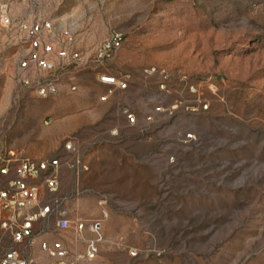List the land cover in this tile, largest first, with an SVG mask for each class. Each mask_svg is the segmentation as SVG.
Segmentation results:
<instances>
[{
	"label": "rangeland",
	"instance_id": "rangeland-1",
	"mask_svg": "<svg viewBox=\"0 0 264 264\" xmlns=\"http://www.w3.org/2000/svg\"><path fill=\"white\" fill-rule=\"evenodd\" d=\"M45 21L71 27L82 61L18 68L27 26ZM112 31L119 47L95 58ZM100 74L126 86L106 93ZM4 147L60 159V214L21 244L40 264L42 238L62 241L65 264H264V0H0ZM93 218L97 253L72 259Z\"/></svg>",
	"mask_w": 264,
	"mask_h": 264
},
{
	"label": "built area",
	"instance_id": "built-area-1",
	"mask_svg": "<svg viewBox=\"0 0 264 264\" xmlns=\"http://www.w3.org/2000/svg\"><path fill=\"white\" fill-rule=\"evenodd\" d=\"M4 22V16H1ZM45 30L49 39L42 38L41 31ZM49 22L31 23L27 26L26 38L28 45L25 54L17 60L18 68H25L34 63L41 69H53L55 61L48 54H54L61 62L79 63L81 54L72 48L74 35L71 27L60 29ZM54 34L60 35L59 38ZM55 38H52V37ZM120 32L112 31L94 48L95 58L112 54L120 45ZM162 78L167 77L164 70L160 71ZM127 75L100 74L98 79L106 83V93L113 89L126 86ZM24 83L27 80H22ZM163 83H159L162 87ZM73 86H71L72 88ZM37 93L44 95L56 90L54 79H49L36 87ZM105 94L100 95L104 98ZM205 104H203V107ZM155 105L152 111L158 110ZM126 121L132 123L135 119L132 112L125 110ZM146 114V119L150 118ZM46 122V121H44ZM62 149L74 155L71 164L78 165L77 144L73 137H67ZM60 159L58 156L33 157L22 148H0V264H40L36 257L30 256L21 249V244H33L36 225L50 214H60L57 208L61 196H52L57 190ZM65 219L58 218L55 225H63ZM83 226V221L76 224V229ZM91 236L84 241L82 251L75 253L72 259H91L98 250L100 235V220L93 218L85 223ZM38 250L47 258L46 264H65L68 250L61 240L47 241L42 238L37 242Z\"/></svg>",
	"mask_w": 264,
	"mask_h": 264
},
{
	"label": "crops",
	"instance_id": "crops-1",
	"mask_svg": "<svg viewBox=\"0 0 264 264\" xmlns=\"http://www.w3.org/2000/svg\"><path fill=\"white\" fill-rule=\"evenodd\" d=\"M95 77H96V76H95ZM102 86H103V85H102ZM102 86L100 87V90H101V88H103ZM100 90H99V91H100ZM94 96H96V94H95ZM94 96H92L91 99H92V98L94 99ZM74 125H76V123H74ZM74 125L71 124L70 127H69V126H66V129L68 130V129L74 128V127H75Z\"/></svg>",
	"mask_w": 264,
	"mask_h": 264
}]
</instances>
